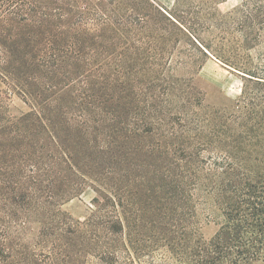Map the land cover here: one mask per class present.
Here are the masks:
<instances>
[{
  "label": "trees",
  "instance_id": "obj_1",
  "mask_svg": "<svg viewBox=\"0 0 264 264\" xmlns=\"http://www.w3.org/2000/svg\"><path fill=\"white\" fill-rule=\"evenodd\" d=\"M180 1L171 14L151 0H0V264H141L159 246L182 264L264 262V71L241 70L251 91L222 124L171 73L190 32ZM239 13L249 44L264 39V0ZM89 20L110 31L94 53L114 64L73 65ZM5 94L30 111L10 117ZM88 180L96 213L74 223L60 207ZM198 191L224 218L209 241L180 224Z\"/></svg>",
  "mask_w": 264,
  "mask_h": 264
},
{
  "label": "rangeland",
  "instance_id": "obj_2",
  "mask_svg": "<svg viewBox=\"0 0 264 264\" xmlns=\"http://www.w3.org/2000/svg\"><path fill=\"white\" fill-rule=\"evenodd\" d=\"M91 3L94 0H88ZM156 6L173 14L178 0H151ZM247 0H183L181 9L186 11L183 18L186 26L190 28L187 35L178 37L179 44L173 50L169 61L171 73L176 79L184 82L190 97L198 95L205 109L216 113L218 119L226 122L229 114H238L236 104L240 101L244 91H251L252 85L247 76L241 72L243 69H256L264 71V39L255 45L249 44L247 31L243 28L244 22L239 13L241 6ZM95 22L89 20L85 26L86 36L77 38L86 56L73 65L85 64H114L109 58L97 56L98 51L111 49L110 31L104 29L101 38L95 36ZM122 44L119 45V47ZM71 63V61H70ZM5 83L0 80V90H5ZM10 117H20L30 111L22 97L17 94L4 95ZM215 120L213 125L219 123ZM232 125V123H231ZM223 128L217 124V127ZM226 127V124H225ZM236 131L239 129L235 126ZM144 142L146 143L147 140ZM97 183L88 180L78 197L65 202L60 209L72 218L74 223L84 222L85 219L96 213L93 203L98 198ZM199 192V191H198ZM190 205L186 216V226L191 232L197 231L205 241L213 238L224 222L220 204L214 195L199 192ZM102 213H97L100 216ZM121 219L123 215L120 214ZM129 223H134L133 217L127 216ZM146 219L140 221L145 223ZM157 224V223H156ZM161 228H171L178 223H158ZM148 225V223H147ZM40 226L32 223L27 227V236L36 237ZM171 237V236H170ZM152 255L141 258V264H182L166 249L159 246ZM258 264H264L260 262Z\"/></svg>",
  "mask_w": 264,
  "mask_h": 264
}]
</instances>
